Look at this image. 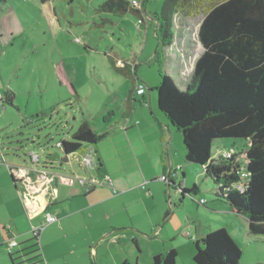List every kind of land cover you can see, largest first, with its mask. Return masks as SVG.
I'll return each mask as SVG.
<instances>
[{
	"label": "rangeland",
	"instance_id": "obj_1",
	"mask_svg": "<svg viewBox=\"0 0 264 264\" xmlns=\"http://www.w3.org/2000/svg\"><path fill=\"white\" fill-rule=\"evenodd\" d=\"M105 1L0 0L1 160L4 157L8 164L27 165L29 153L35 152L40 156L41 167L55 152H60L63 157L56 144L71 140L83 117L91 122L93 131L100 133L104 129L106 111L115 109L119 117L126 111L129 91L135 86L133 79L118 71L115 72L114 83L103 81L109 67L104 53L112 40L111 26L106 20L110 13L100 11ZM137 1V8L142 11L143 23L146 24L150 19L147 15L153 17L161 12L164 2ZM204 2L208 4V0ZM179 18L189 24L188 37L194 42V47L191 50V41L186 44L185 36L180 37L177 31L169 50L176 54L175 57H182L179 60L183 64L182 74L187 77L201 53L197 33L204 14L195 17L181 15ZM138 21L139 17L132 10L115 13V53L120 54L132 68L137 66L135 75H132H137L144 85L156 87L161 80L160 75L165 74L175 80L165 67L166 49L154 36L153 29L146 33V26ZM187 47L191 51L189 54L186 53ZM156 48L161 56L159 62L151 59ZM119 64L125 66L123 62ZM6 92L14 93L13 104L6 101ZM153 92L157 98V91ZM118 140L115 138V145L119 144ZM243 141L218 139L213 143L212 154H228L244 148ZM120 167L121 164L115 162V171ZM49 168L63 175L85 176L76 158L67 162L57 160ZM186 172L187 189L194 183L201 185L200 194L195 195L194 200L188 198L193 207H199L197 215L203 228L209 232L213 228L224 227L231 232L242 251L240 264H264V236L251 234L246 238L245 233H241L240 223L244 220L213 207L208 197L209 194L215 197L213 192H207L205 184L197 181L189 170ZM161 176L156 178L161 180ZM119 193L121 191L115 189V194ZM195 198L198 201L205 199L207 203L199 204ZM136 207L142 206L138 203ZM115 211L125 213L122 202H115ZM154 242L149 238V243ZM190 243L192 248L193 239ZM183 247L179 249L178 264H187L189 246Z\"/></svg>",
	"mask_w": 264,
	"mask_h": 264
},
{
	"label": "crops",
	"instance_id": "obj_2",
	"mask_svg": "<svg viewBox=\"0 0 264 264\" xmlns=\"http://www.w3.org/2000/svg\"><path fill=\"white\" fill-rule=\"evenodd\" d=\"M180 16L177 19L179 30L176 32L179 31L180 37L184 35L188 44L189 24L183 23ZM147 17L150 18L149 22L142 23L146 26V33L153 29L158 39L159 22L156 16ZM106 20L111 26L112 40L104 53L109 67L103 81L114 83L115 72L121 71L128 76L131 74L134 90L138 84L144 83L137 75L133 77L132 73L135 75L136 70L133 71L134 68L120 54L115 53V14L110 13ZM198 46L202 53L200 41ZM193 47L194 42L191 41L190 49ZM164 48L167 73H172L179 87L185 89L188 80L182 74L183 64L179 61L182 57H175L176 54L171 53L169 48ZM155 51L151 59L160 61L158 48ZM190 52L187 47L186 53ZM120 62L125 66H120ZM145 85L146 90L142 95L132 93L131 97L129 91L128 107L121 117L116 116L115 109L106 111L103 131H94L97 134H108L95 145L97 168L92 174L100 178L109 175L113 186L88 188L79 184L60 185L57 200L46 210L58 217L54 223L46 224L42 214L32 219L26 215L16 184L10 178L9 164L3 156L2 161L0 156V264H124L125 260L131 264H152L154 255L167 248H175L180 255L179 249L186 245L190 251L187 264H196L193 260L194 243L191 248L190 242L208 232L197 215L199 207L191 205L190 196L181 198L176 185L183 181L182 185L185 182V187H188L185 178L189 170L197 181L205 184L207 192L215 195V190L212 181L203 175L202 167L187 160L181 133L158 108L153 92L155 87ZM82 120L87 118L83 117ZM115 138L120 141L118 145H115ZM115 162L121 164L116 171ZM178 166L181 170L173 173ZM81 169L85 174V170ZM171 172L172 186L156 178L170 175ZM85 176L88 177L89 173ZM194 184L198 190L193 197L200 194L201 187L200 184ZM114 188L121 193L115 194ZM208 197L213 207L243 219L240 223L241 233H245L246 238L250 237L252 233L245 216L233 211L229 203L216 196L209 194ZM119 201L125 207L124 214L115 211V202ZM138 203L141 208L136 207ZM33 226L43 227L39 238L43 262H38L37 253L28 254L30 250H26L35 243L31 232ZM7 236L18 240L20 246L17 250H25L20 253L21 258L15 260L6 252ZM149 238L155 242L149 243Z\"/></svg>",
	"mask_w": 264,
	"mask_h": 264
},
{
	"label": "trees",
	"instance_id": "obj_3",
	"mask_svg": "<svg viewBox=\"0 0 264 264\" xmlns=\"http://www.w3.org/2000/svg\"><path fill=\"white\" fill-rule=\"evenodd\" d=\"M100 9L112 14L132 10L143 19L142 11L128 0H106ZM200 14L204 18L197 37L203 51L187 76V87L180 88L168 74L160 75L154 88L158 108L181 132L187 160L202 167L215 186L216 198L247 218L250 233L264 236V0H208V4L164 0L161 12L155 14L160 44L168 49L173 43L178 16ZM13 99L14 93L6 92V101L13 104ZM107 134H97L88 120H82L72 139L61 141L58 148L80 152L95 147ZM218 139H243L245 147L214 156L212 147ZM172 176L171 172L170 186ZM182 184L176 185L181 198H194L198 186L187 189ZM39 247L35 242L26 250L43 262ZM194 248L196 264H240L242 251L224 227L196 239ZM24 251L11 256L19 259ZM177 257L175 248H167L154 255L152 264H177Z\"/></svg>",
	"mask_w": 264,
	"mask_h": 264
},
{
	"label": "built area",
	"instance_id": "obj_4",
	"mask_svg": "<svg viewBox=\"0 0 264 264\" xmlns=\"http://www.w3.org/2000/svg\"><path fill=\"white\" fill-rule=\"evenodd\" d=\"M128 1L132 6L137 7V0ZM138 22L142 24L143 19H139ZM145 90L146 88L143 84H138L135 94L142 95ZM57 147L62 148L61 142L57 143ZM29 157L30 162L27 165L9 164L7 167L11 175H13L18 195L23 203L25 213L30 219L42 214L45 217L46 224L54 223L58 220L56 215L47 213L46 210L49 205L57 200L60 185L79 184L88 188L95 186H113L109 175L100 178L92 174V171L97 168L96 150L92 145H89L88 148L80 151L77 155L81 167L85 170V174L89 173L88 177L56 173L49 168V165H52V163L47 160L40 167V156L35 152L29 153ZM179 170H181L180 166L175 169V173ZM160 179L165 183H169V175L167 174L162 175ZM200 202L203 203L204 200ZM4 229H8V227ZM42 229V226H33L31 230L32 236L37 239L35 242L39 246ZM19 246L17 239L7 236L5 249L9 255H13Z\"/></svg>",
	"mask_w": 264,
	"mask_h": 264
},
{
	"label": "water",
	"instance_id": "obj_5",
	"mask_svg": "<svg viewBox=\"0 0 264 264\" xmlns=\"http://www.w3.org/2000/svg\"><path fill=\"white\" fill-rule=\"evenodd\" d=\"M88 148V147H87ZM61 151L63 152V157H61V153L60 152H55V153H53V154H51L49 157H47V161H49V162H51V163H53V162H55V161H57V160H59L60 162H67V161H69L70 159H75V157H76V159L78 160V157H77V155H78V153L79 152H71V153H67V152H65L63 149H61ZM81 166V165H80ZM11 180L15 183V180H14V178H13V175H11ZM177 189H178V192H179V190H181V188H179V187H177ZM244 216V215H243ZM11 257H13V256H11Z\"/></svg>",
	"mask_w": 264,
	"mask_h": 264
}]
</instances>
